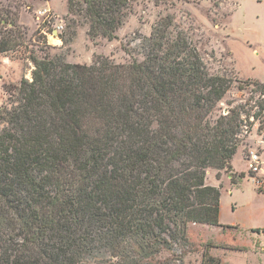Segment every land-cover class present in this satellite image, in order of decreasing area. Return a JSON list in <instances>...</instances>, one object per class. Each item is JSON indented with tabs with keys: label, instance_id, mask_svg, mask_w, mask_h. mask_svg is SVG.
Instances as JSON below:
<instances>
[{
	"label": "trees",
	"instance_id": "16d2710c",
	"mask_svg": "<svg viewBox=\"0 0 264 264\" xmlns=\"http://www.w3.org/2000/svg\"><path fill=\"white\" fill-rule=\"evenodd\" d=\"M27 1L0 0V57L33 66L0 107V264H184L190 225L222 227L207 172L232 174L253 130L264 141V83L211 74L171 15L127 63H67L20 24ZM130 2L68 9L111 41Z\"/></svg>",
	"mask_w": 264,
	"mask_h": 264
},
{
	"label": "rangeland",
	"instance_id": "374dc122",
	"mask_svg": "<svg viewBox=\"0 0 264 264\" xmlns=\"http://www.w3.org/2000/svg\"><path fill=\"white\" fill-rule=\"evenodd\" d=\"M27 2L31 9L22 10L20 24L31 36L42 25L36 20V12L50 10V23L45 24L49 31L56 26L63 29L57 36L47 37L48 51L63 55L67 63L90 65L97 56L117 64L127 63L128 50L136 49L141 38L149 37L160 18L171 15L178 29L197 47L211 74L237 82L264 83V0H131L128 16L111 41L103 37L92 39L87 21L69 12V0ZM33 50L38 54L36 47ZM32 70L29 62L0 57V107L7 100L6 88L23 78L30 81ZM240 97L234 83L226 100ZM263 148L262 137L253 130L244 147V157L251 149L259 150L261 155ZM234 157L236 171L244 173L242 179L233 172L222 171L219 179L215 170L206 175V184L220 188L222 227L190 225L187 245L176 247L184 264H203L204 255L220 264H264L260 248L264 234L254 231L264 228V192L249 176L241 152L237 151ZM232 179L237 185L232 184Z\"/></svg>",
	"mask_w": 264,
	"mask_h": 264
},
{
	"label": "built area",
	"instance_id": "2783aa9c",
	"mask_svg": "<svg viewBox=\"0 0 264 264\" xmlns=\"http://www.w3.org/2000/svg\"><path fill=\"white\" fill-rule=\"evenodd\" d=\"M51 19L50 10H40L36 12V20L37 22H41V27H38V31L40 34L46 37H55L58 34H61L62 26H56L53 30L49 31L47 24H49V20ZM53 31V32H52ZM245 161L247 163V168L251 179L254 181L255 186L261 192H264V175H261L262 169V161L261 156L258 150L251 149L248 151L247 155L245 156ZM261 251L264 252V242L260 245Z\"/></svg>",
	"mask_w": 264,
	"mask_h": 264
},
{
	"label": "crops",
	"instance_id": "0c3cea01",
	"mask_svg": "<svg viewBox=\"0 0 264 264\" xmlns=\"http://www.w3.org/2000/svg\"><path fill=\"white\" fill-rule=\"evenodd\" d=\"M262 140H260V141H258V143L260 144V143H262L261 142ZM238 151H240L241 152V155H242V157H243V159L245 160V157H244V151H243V149H239ZM261 161H262V169H263V165H264V159H263V157H264V148H263V152L261 153ZM234 159H235V157H234ZM234 159H233V161H232V169H233V175H239V173L236 171V168H235V166H234ZM247 171H248V168H247ZM244 174V173H243ZM248 174H249V172H248ZM261 175H264V169H263V171L261 172ZM250 176V175H249ZM211 186V185H210ZM213 187H218V185H212ZM221 213H222V211H220V224H221ZM222 225V224H221ZM225 226V225H224Z\"/></svg>",
	"mask_w": 264,
	"mask_h": 264
}]
</instances>
